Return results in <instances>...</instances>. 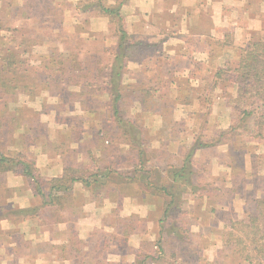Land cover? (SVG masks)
Wrapping results in <instances>:
<instances>
[{"label": "trees", "instance_id": "trees-1", "mask_svg": "<svg viewBox=\"0 0 264 264\" xmlns=\"http://www.w3.org/2000/svg\"><path fill=\"white\" fill-rule=\"evenodd\" d=\"M38 1L40 0L15 1L6 5L7 14L13 15L18 23L40 17L37 22L44 23L52 30H61V38H57V42L59 46L61 44L62 50L45 53L39 66L33 68L37 71L36 74L30 66L28 54L35 45L45 41L41 34L36 37L40 28L36 29L37 33H31L23 25L5 22L0 16V129L3 126L1 105L6 103L9 95H16L21 90L32 98L35 96V89L42 87L56 96L64 97L63 95H69V87L72 85L79 87L77 95L82 100L86 98L85 101H90L100 94L104 96L102 107L108 110L105 119L108 126L104 128L101 126L96 132L99 143L93 139L91 145H86L84 163L77 165L69 162L57 177L43 176L36 166L35 159L22 151L6 153L0 150V172L10 171L19 174L26 181L33 196L39 198L37 204L26 207L10 208L0 205V211H4L2 218H12L11 222L36 219L44 226L49 225L52 220L59 222L63 219L62 212L73 209L75 200L73 184L80 183L89 192L92 200L102 202L107 199L115 205L112 209L116 216L115 222L123 220V228L116 239L125 242L132 233L142 235L139 247L134 253L135 258L129 264H156L159 260L165 261V264H264V195H261V192L249 200L244 198L242 217L227 211L222 212L223 231L220 234L222 244L212 260L202 254L197 256L182 254L179 257L183 258L178 262L179 257L173 252L170 254L171 258L164 256L166 253L161 244L165 236H174L180 242L187 241L190 225L183 218L186 213L183 209L185 195L207 194L206 186L201 187L199 181L195 179L198 175L194 162L197 151L228 144L227 141L230 139L228 137H231V134L233 137L240 134L235 131L238 125H229L219 131L216 137L207 139L198 135L193 137L190 145H182L180 148L182 153L176 165L167 164L164 167L154 165L151 155L161 152L160 145L149 148L150 129L145 125L144 117L155 112L168 117L172 103L188 104L190 100L188 93L191 89L189 80L177 81L178 91L174 100L173 96L170 97L167 93L169 84H174V80L167 79L162 82L155 79L150 81L152 83L150 85H147L146 80L139 78L138 82H129L127 62L136 51H141V46L130 42L131 37L125 28L120 4H111L107 0H79L75 3V9L78 11L89 12L90 16L97 14L107 17L111 31L108 36H114L116 44L114 47H105L90 44L91 41L81 36V32L89 30L88 18L74 24V31L64 30L62 20L53 18V14L61 13L62 9L52 0L41 2L40 14L30 13V4L38 6ZM2 31H7L8 35H2ZM227 69L220 67L216 71V79L210 81L206 87L207 91L213 86L228 85L227 82H232L235 87L234 101L238 105L241 104V111L239 110L241 114L239 122L243 125L241 131L264 138V33L249 41L248 45L240 50L233 73H225ZM161 85L165 90L159 93ZM155 86H158V89H154ZM203 98L201 103L205 104V108L209 107L210 98L207 96ZM155 104L157 107H154ZM87 105L82 110L91 116L94 110ZM253 105L254 108L248 109L247 106ZM132 106L136 109L134 113L131 112ZM193 115L195 116V113ZM249 117L253 125L252 130L245 123ZM10 120L16 121V118L12 117ZM196 120L202 127L206 126L207 112L204 110L198 113ZM233 146L231 143L232 148ZM93 148L99 151L98 155L93 152ZM70 152L73 154L75 151ZM227 157L229 158V155ZM259 159L264 170V154ZM128 160L131 163L127 169H121L122 161ZM253 163L258 164V161L253 160ZM226 164L234 166L231 167L233 171L230 172V178L235 180L239 177V180L233 182L235 186L232 191L239 196V188L246 191V174H253L245 172L240 164L234 165L232 158H229ZM255 191L257 192V189ZM243 195L240 194V197L243 198ZM132 196H138L141 201L153 203L156 207L157 218L154 221L158 226V239L151 244L154 249L148 252L142 248L143 244H150L149 239L143 235L147 232L136 230L133 225L134 215L121 218L116 213L121 208L122 200ZM217 204L222 205L221 208L225 206L219 199ZM44 209L49 210L50 218L43 216ZM210 213L215 216L218 210L213 206ZM0 235H3V240L6 239L2 241L0 248L5 250L7 256L13 254L14 251L9 249L15 248L19 242L18 238L22 240L20 231L14 228L2 229ZM71 241L69 248L78 251L81 248L78 244L82 241L73 240V237ZM14 256L10 255L12 259ZM2 258L4 257L0 256V262Z\"/></svg>", "mask_w": 264, "mask_h": 264}, {"label": "rangeland", "instance_id": "rangeland-1", "mask_svg": "<svg viewBox=\"0 0 264 264\" xmlns=\"http://www.w3.org/2000/svg\"><path fill=\"white\" fill-rule=\"evenodd\" d=\"M15 1L18 2V0H0V16L3 18V20L8 23L23 25L31 33H37L36 29L39 27L40 30L38 31L36 37L38 38V35L41 34L45 40L42 44L35 45L32 51L28 54V59L31 61L30 66L34 71L33 68H37V66H39V63L42 61L45 53L48 51L55 52L56 50L59 52L58 49H60L61 44L60 46L57 45V41L61 38V30H52L44 23L37 22L40 17L35 18L34 20H24L20 21L19 23L16 22L13 15L7 14L8 8L6 7V5H10L11 3L13 4ZM42 1L43 0L38 1V6L36 4H30V13L40 14L42 10L39 8L42 7L40 6L42 5ZM5 10L6 13L4 14ZM62 14V12H55L53 14V18L55 20H62V22L68 21V19L65 20V18H68V16H63ZM90 17H92V15ZM88 28L92 30L94 29L91 20L88 22ZM2 35H8V32L2 31ZM85 39L93 42L92 40H96L97 38L86 37ZM98 52L100 54V51ZM34 72L37 74V71ZM28 82L29 81H27V83ZM223 85L224 84L218 85L217 89L223 93H226V90L229 88V86L226 84L224 86ZM78 90V86L72 85L69 87V95H63L64 97L56 96L51 91L42 89V87L35 89V96L32 98H29L26 93L22 92L21 90H19L16 95H9V97L6 98L7 100L5 99L6 103L1 105L3 126L0 129V150L6 153L22 151L30 157L35 158L40 165L43 163L42 161H44V155L52 156L65 153L69 157V162L82 165L84 161L80 158V154L84 153L86 145L92 142L91 138L95 139V141L98 140L99 143V139H96V132L98 129H101V126L103 128L108 126V123L105 120L108 116V110H106L105 107H102V105H104L103 95L100 94V96L97 95L90 101H85L86 98L85 100H82V98L77 95ZM71 92L74 94H70ZM214 99L215 97L210 103H215L216 112L213 114L211 110L207 111L205 108V111L207 112V119H210L209 125L202 127V125L198 123L196 126H193L192 130L188 124L180 125L181 123H178L176 124V127L163 129L168 134H170V136L167 138L180 135L183 136V134H185L183 138L185 137V140L190 142L192 138L196 137L197 135L199 137L203 136L204 139L214 136L216 137L218 132L223 130V122H230V125H238L235 131L240 133L234 137L231 134V137H228L230 138L227 141L229 142L228 144H220L216 145L215 147L197 151L194 162L195 171L198 173V175L195 177V179L199 181L198 183L201 187L206 186L207 194L206 196H197L191 194L185 195L183 209L186 213L183 218L186 219L190 225V232L188 233L189 238L185 242H180L174 236H165L161 244L163 249H165L166 254L164 256L169 258H171L170 254L172 252L178 255V257L182 254L183 256H187V254H192L194 256L202 254L207 256V258H213L217 254V250L222 244L220 237V234L223 231V222L221 221L222 212L227 211L232 215L242 217L243 207L245 204L244 198L249 200L251 197H254V195L260 194V192L261 195H264V170L261 168L262 166L259 159L260 156L264 154V138L253 136V134L250 135L248 132L241 131V127L243 126L242 123L239 122V119L241 118V104L238 105L237 102L235 103L234 97L227 98L229 113L224 115L221 112H217L218 100ZM202 100H204V98L201 97L199 102ZM86 104H88L87 106L90 109L94 110L91 116L87 114V111L83 112L82 110ZM196 104H199L198 101ZM202 104L205 106L204 103ZM154 107H157V105L155 104ZM206 107L209 108L210 105L209 107ZM247 107L248 109H251L255 106L253 105ZM133 111L134 106L131 107V112L134 113ZM187 111L190 110L183 112V118L185 116L187 117ZM179 113L181 114V112ZM12 117H15L16 121H11L10 119ZM100 118L102 121L98 122ZM157 123L158 122L155 124L158 125ZM245 123L246 126H248V128L250 127L252 130L253 125L251 123L250 117L246 118ZM220 125L221 127H219ZM153 134L154 133L151 132L148 135L149 148L158 146H154V144H157V142L154 140L155 135ZM110 135L113 136L112 133ZM82 137L85 142H81V145L77 147L76 143H73L72 139L78 140V138ZM231 143L234 144L233 148L231 147ZM73 146L74 148H71ZM166 146L161 144V152H156L151 155V157H153L152 163L154 165L164 167L167 164L176 165L179 163L182 153L180 148L182 146L175 145L174 142H169ZM72 149L75 151L73 154L70 152ZM240 150L242 151L241 155ZM78 151L80 154L76 155V152ZM228 155L229 158H232V161H234V165L240 164L242 165V168L245 172H251L253 174H246L247 184L245 185L244 182L246 191L239 188V196L236 195V192H232L234 190L233 187L235 186L233 182L239 180V177H237L235 180L230 178V172L233 171L231 167L234 168V166L226 164V162L229 160L227 157ZM253 160L258 161V164H254ZM130 163L131 162L129 160L126 162L122 161V164H120L122 166L120 168L127 169L126 167L130 165ZM258 188L260 190H258ZM255 189H257V192ZM241 190L243 192H241ZM31 192L32 191L27 186L26 181L19 174H15L10 171L0 172V205H6V207L10 208L17 206L26 207V205L29 203H33V197L31 201H29ZM242 193L244 194L243 198L240 197V194ZM34 198L36 199V202L33 204H37L39 202V198L36 196H34ZM74 199L75 204L73 205L83 202L82 198H79L78 195L74 196ZM125 199L129 201L128 205H131L132 207L124 209L122 205L124 204V200H122L121 208L118 209L116 213H118L120 217L123 216L124 218L134 215V227L138 231L145 230L147 232L145 233V237H147L150 241L149 245L143 244V251L148 252L151 249H154V247H151V244H153L158 239V226L154 221L157 218L155 205L153 203L141 201V198H138V196H132ZM218 199L219 201H222L223 204H225L223 208H221L222 205L220 206L217 204ZM106 200L107 199L103 201ZM213 206L218 210V213L215 216L210 213V208ZM70 211L72 212V210ZM3 213L4 211L1 210L0 230L14 228L21 231L20 226L22 225L23 221L11 222L10 220H13L12 218H2ZM42 214L44 217L46 216V218H50L51 216L48 209H44ZM79 214L80 213L78 212H72L71 215L66 214L69 216L70 225L74 226V228L75 226H80H77L78 220H76ZM98 214L100 215V213ZM124 214L126 216H124ZM102 216L105 217L104 223L102 225H96L97 228H91L89 231H86V226L84 227L85 229L81 227V229H84V234L82 235L84 237H76V239H80L82 241V243H79L78 246L86 250L85 254L82 256V259L85 260L83 261L84 263H93V260L97 259L98 263L114 264L116 263V259L119 258V256L115 255V253L120 254L128 250L130 252V249L132 248L130 245H128L127 241L121 242L116 239L117 236H120L121 229L123 228V220L120 219L115 222V214L112 211L107 214H102ZM108 217L109 219H113V221L110 220V223L107 222ZM74 222H76L75 225ZM7 225L10 227L3 228ZM46 227L51 228L50 225H47ZM25 237L28 239L21 240L18 238L19 242H17L15 248L9 249L10 251L15 252V256L14 259L9 258L2 261L4 264H46L47 258L44 255H40V253L42 251H46L47 249H51L53 247L55 248V246L57 248H61L60 244L48 241L44 235H35L30 238L28 236ZM72 237L73 240H76L74 238L75 235ZM5 240V238L3 240V235H0V245L2 244V241ZM103 241L106 244H104ZM139 241L141 242L139 238L135 239V243H139ZM70 244H72V241ZM133 255L134 254H130L127 257L128 261L135 258ZM183 256L179 258L176 256L174 259L177 258V261L180 262V258H183ZM121 258L122 260L117 263L127 264L125 257L123 256ZM156 264H165V261L159 260Z\"/></svg>", "mask_w": 264, "mask_h": 264}, {"label": "crops", "instance_id": "crops-1", "mask_svg": "<svg viewBox=\"0 0 264 264\" xmlns=\"http://www.w3.org/2000/svg\"><path fill=\"white\" fill-rule=\"evenodd\" d=\"M52 1L56 2L57 6L59 3L63 16H68V18H65L68 21H63L64 30L74 31V24L88 18L93 23L94 29L89 28L88 31L81 32V36L84 38H97L98 40H92L93 42H91L97 46H115V37L108 36L111 31L109 30L107 17L97 14L90 17L89 12L76 10L75 3L79 0ZM107 2L120 4V11L125 20V28L131 37L130 42L141 46V51H136L127 62L126 71L129 82H138L137 78H139L146 80L147 85H150L152 84L150 81L155 79L162 82L167 79L174 80V84L170 83L167 91L170 97L173 96L174 100L178 91L177 81L181 79L189 80L191 89L188 93L190 95L188 104L172 103L169 109L171 113L169 117L155 112L144 117V123L150 129V133L153 132V135H155L154 140L157 144H154V146H161V144L166 146L169 142H174L178 146L190 145V141H186L185 137L183 138L185 134L167 138L170 134L163 129L176 127V124L181 123L180 125L188 124L191 127L190 129L193 130V126L200 124L196 120L198 113L207 109V111L211 110L214 114L216 112L215 103H209L210 107L205 109L204 105L199 102V98L204 96L211 98L210 101L214 97V100H218L217 112H221L223 115L229 113L227 98L235 96L234 84L227 82L229 88L226 93L218 90V85L209 88L208 91L206 87L210 81L216 79L215 73L220 67L228 68L225 72L227 74L233 73L232 70L237 66L240 50L246 47L249 41L264 33V0H107ZM58 44L59 42H57ZM156 65L159 66L156 67ZM159 88H161L159 93L165 90L162 85ZM154 89H158V86H155ZM197 101L198 105L196 104ZM186 110L190 111H187V117L183 118V112H186ZM209 121L210 119H207L206 126L209 125ZM156 122H158V125L155 124ZM230 124V122H223L222 128L226 129ZM91 140L93 139L91 138ZM72 141L76 143L77 147L81 145V142H85L83 137L78 138V140L72 139ZM71 148H74V146ZM92 150L98 155V150L94 148ZM76 153V155L80 154L79 151ZM84 153L80 154L83 161L86 159ZM44 156L41 165L34 159L39 172L45 177L60 176L63 168L69 163V157L65 153ZM73 193L74 196L78 195L83 201L74 205L72 209V212L80 213L76 219L78 220L77 226L80 225L79 227L75 226L74 228L70 225L69 216L66 215L72 214L70 210L67 213L62 212L63 219L59 222L52 220L49 224L51 228L40 225L36 219H27L20 226L23 240L28 239L25 236L30 238L35 235H44L48 241L56 242L60 244V247L62 246V248L55 246V248L40 253V255L47 258L46 264H97L98 262L97 259H94L93 263H84L85 260L82 259V256L86 250L83 248H79L78 251L71 250L69 245L72 236L84 237L82 235L85 226L86 231H89L91 228H97L96 225H102L105 218L102 214L110 213L114 208V204L107 200L102 202L92 200L89 197V192L80 183L73 184ZM32 197L33 203H35L36 199L33 192H31L29 201ZM123 200L124 209L132 207L128 205L129 201ZM124 216L126 215L124 214ZM110 220L113 221L108 217L107 222L110 223ZM75 224L76 222H74ZM9 227L7 225L3 228ZM81 227L84 229H81ZM143 235L145 236V234ZM141 237L142 235L138 233H132L128 236L127 243L132 248L130 252L128 250L121 254L115 253L119 258L116 259L114 264H118L117 262L122 260L121 257L123 256L127 264L131 263L134 258L128 261L127 257L135 253L140 243V241L135 243V239L139 238L141 240ZM13 254L15 255V252ZM13 254L10 253L7 256L5 250L0 248V256L4 257L2 261L11 258L10 255ZM213 258L208 259L212 260ZM2 261L0 264H4Z\"/></svg>", "mask_w": 264, "mask_h": 264}]
</instances>
